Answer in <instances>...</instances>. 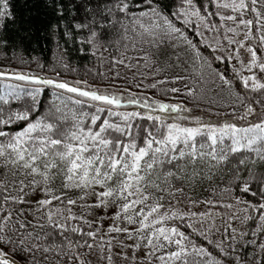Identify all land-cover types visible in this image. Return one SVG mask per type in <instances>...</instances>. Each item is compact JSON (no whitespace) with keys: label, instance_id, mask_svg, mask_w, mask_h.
<instances>
[{"label":"snow or ice","instance_id":"snow-or-ice-1","mask_svg":"<svg viewBox=\"0 0 264 264\" xmlns=\"http://www.w3.org/2000/svg\"><path fill=\"white\" fill-rule=\"evenodd\" d=\"M83 7L111 78L0 71V264H264V0Z\"/></svg>","mask_w":264,"mask_h":264},{"label":"trees","instance_id":"trees-1","mask_svg":"<svg viewBox=\"0 0 264 264\" xmlns=\"http://www.w3.org/2000/svg\"><path fill=\"white\" fill-rule=\"evenodd\" d=\"M9 3L12 18L0 29V41H6L0 44V71H22L50 78H56L55 72H59L61 79L69 82L87 80L90 84L101 82L102 77L97 75L99 72L111 78L108 60L115 54L114 48L106 45L108 50L102 55L100 52L94 54L89 45L80 42L86 32L75 28L76 23L86 22L85 18L88 16L83 7L84 0H9ZM91 3L95 4L96 0H91ZM57 6H62L63 15L55 10ZM61 63H67L68 69L62 68ZM219 67L221 70H227V74H231V64H220ZM116 70H119L122 76L127 71L122 68ZM116 83L120 87L127 86L121 81ZM4 85L5 80L0 78V94L4 92ZM139 91L143 93L145 89ZM149 91L151 93L155 90ZM51 92V88H45L41 97L42 106H46ZM225 95L219 93L218 89L207 93L213 100L226 103L227 101L222 99ZM177 99L185 98L177 94ZM189 106L193 107L194 112H200L202 108L207 110L217 107L208 103ZM246 251L250 254L253 249L249 246Z\"/></svg>","mask_w":264,"mask_h":264},{"label":"rangeland","instance_id":"rangeland-1","mask_svg":"<svg viewBox=\"0 0 264 264\" xmlns=\"http://www.w3.org/2000/svg\"><path fill=\"white\" fill-rule=\"evenodd\" d=\"M241 54H242V56H243V58L245 59V60H247V53H245L243 50H241ZM106 224L108 223L107 221L105 222Z\"/></svg>","mask_w":264,"mask_h":264}]
</instances>
